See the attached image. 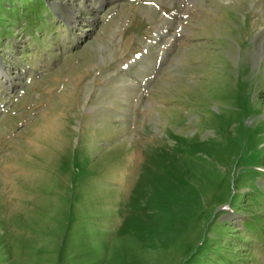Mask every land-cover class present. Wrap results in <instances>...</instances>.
<instances>
[{
	"label": "rangeland",
	"instance_id": "374dc122",
	"mask_svg": "<svg viewBox=\"0 0 264 264\" xmlns=\"http://www.w3.org/2000/svg\"><path fill=\"white\" fill-rule=\"evenodd\" d=\"M42 1L0 0V264H264V0Z\"/></svg>",
	"mask_w": 264,
	"mask_h": 264
},
{
	"label": "trees",
	"instance_id": "16d2710c",
	"mask_svg": "<svg viewBox=\"0 0 264 264\" xmlns=\"http://www.w3.org/2000/svg\"><path fill=\"white\" fill-rule=\"evenodd\" d=\"M28 2L25 9V13H32L34 16H40L43 12L47 15L52 14V10L47 6V3L42 0H33L31 3L28 0H24V2ZM26 2V3H27ZM247 230L255 231L252 225H247Z\"/></svg>",
	"mask_w": 264,
	"mask_h": 264
},
{
	"label": "bare ground",
	"instance_id": "6f19581e",
	"mask_svg": "<svg viewBox=\"0 0 264 264\" xmlns=\"http://www.w3.org/2000/svg\"><path fill=\"white\" fill-rule=\"evenodd\" d=\"M79 18L78 17H76V20H78ZM0 67H2V64H0ZM1 76L3 77V78H5V79H7L8 80V86H9V88H11L12 87V85H13V77L12 76H10V74L8 73V72H6V71H1Z\"/></svg>",
	"mask_w": 264,
	"mask_h": 264
}]
</instances>
